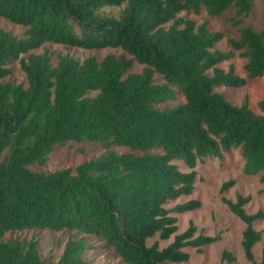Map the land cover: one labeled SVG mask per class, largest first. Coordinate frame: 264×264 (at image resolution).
I'll return each instance as SVG.
<instances>
[{"label":"trees","instance_id":"1","mask_svg":"<svg viewBox=\"0 0 264 264\" xmlns=\"http://www.w3.org/2000/svg\"><path fill=\"white\" fill-rule=\"evenodd\" d=\"M253 0H0V17L27 26L24 37L0 28V79L10 73L7 63L18 59L27 84L0 83V264H90L83 259L84 239L68 240L55 262L42 259L37 241L8 239L7 231L50 228L94 234L126 264H175L188 259L183 247L202 246L218 236L195 234L192 222L180 232L171 213L192 210L198 200L167 208L166 203L191 193L196 172H184L174 162L193 168L197 159L220 156L240 147L244 172H261L264 182V99L256 113L245 100L235 105L214 86H241L246 79L232 65L218 66L232 56L215 49L222 33L206 22L196 25L178 13L204 7L220 15L229 7L248 14ZM121 7L117 16L100 13ZM234 24H239L236 19ZM86 49L121 47L131 58L106 55L100 62H79L60 55L53 66L47 51L22 54L45 42ZM229 46L246 58V78L264 74V27L246 25ZM133 60L146 66L128 72ZM164 84H155L153 71ZM211 71V74L208 73ZM177 85L185 102L174 107L154 106L174 98ZM96 91L94 95L90 92ZM68 141L124 145L140 152L106 151L75 167L33 171L43 165L55 145ZM162 147L163 153H150ZM234 183L221 185L223 192ZM249 196L235 201L222 197L228 209L245 223L241 246L253 260V245L261 231L252 222L264 219V210L247 213ZM171 235L165 247L148 246L147 237ZM234 260L228 250L220 264ZM264 264V247L260 263Z\"/></svg>","mask_w":264,"mask_h":264},{"label":"rangeland","instance_id":"2","mask_svg":"<svg viewBox=\"0 0 264 264\" xmlns=\"http://www.w3.org/2000/svg\"><path fill=\"white\" fill-rule=\"evenodd\" d=\"M120 9L121 7L118 6H108L101 8L99 12L117 16ZM178 16L191 19L196 25L206 22V26L210 31L222 33V38L215 43L214 48L222 51H231L232 56L220 62L218 66L227 70L232 65L235 73L245 78L246 82L241 86H214L213 90L221 93L226 100L235 105H240L246 100L253 111L261 113L258 102L264 99V74L253 79L246 78L244 69L246 58L240 54L239 50L231 48L227 39L237 38L239 29L246 25L251 26L255 30L264 27V0H253L252 7L246 15H237L234 7H229L220 15H210L204 7H201L198 13H195L192 9H185L180 11ZM236 19L240 20L239 24L233 23ZM0 28L18 37H24L28 29L27 26L13 23L3 17H0ZM43 51H47L53 66L57 64L60 55H68L79 62L89 56L95 57L100 62L108 54L116 57L131 58V55L121 47L109 46L86 49L50 41L22 54V56L28 57L30 53H42ZM7 66L10 69V73L0 79V83L11 82L25 86L27 84L26 76L20 67L18 59H10ZM145 66V64L133 60L128 72L139 73ZM208 73L211 74V71L208 70ZM153 81L155 84L165 83L162 74L156 70L153 71ZM170 87L174 92V98L154 104L156 108L170 109L185 102L180 88L177 85H171ZM95 93L96 91H93L89 95H94ZM106 151H114L116 153L135 152L140 154V152L124 145L105 146L100 142L68 141L64 145L53 146L48 153L45 164L32 163L28 167L33 171L44 172L65 167H75L79 163L95 158ZM148 152L163 153V149L162 147H153ZM174 162L181 171L194 170L196 179L191 193L183 194L175 200L169 201L166 203V207L172 208L177 203H184L188 200H198L200 202V206L195 209L183 212L173 211L171 213L177 219L176 233L184 231L189 223L192 222L196 228L195 234L218 236V239L214 242L202 246V251H197L195 247H183L189 257L187 260L175 262V264H220L223 250L230 251L234 256V260L227 264L260 263L264 247V219H257L252 222L253 228L261 231V239L252 248L254 261L248 260L241 246L242 231L245 223L233 214L222 201V197L235 201L236 195L241 194L250 197L249 201L244 205L247 213H254L259 209L264 210V182L260 180L261 172L255 174H246L244 172L245 159L241 154L240 147H232L222 151L221 155L217 157L206 156L202 159H197L193 168L188 167L180 160H175ZM228 180H233V185L221 192V185ZM173 236L161 239L159 233H155L153 236L147 237L145 243L150 246L157 242L159 248H162L173 240ZM79 238H83L85 241L82 257L89 261L90 264H126L113 248L106 243L105 239L94 234H85L75 229L33 228L11 230L3 235L4 240H36L38 255L49 262H55L59 259L68 240Z\"/></svg>","mask_w":264,"mask_h":264}]
</instances>
